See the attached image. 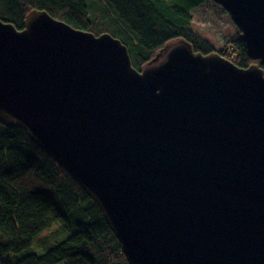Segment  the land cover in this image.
<instances>
[{"label": "water", "instance_id": "95a60500", "mask_svg": "<svg viewBox=\"0 0 264 264\" xmlns=\"http://www.w3.org/2000/svg\"><path fill=\"white\" fill-rule=\"evenodd\" d=\"M243 69L171 42L141 71L109 34L0 20V124L99 208L128 264H264V0H211Z\"/></svg>", "mask_w": 264, "mask_h": 264}, {"label": "trees", "instance_id": "16d2710c", "mask_svg": "<svg viewBox=\"0 0 264 264\" xmlns=\"http://www.w3.org/2000/svg\"><path fill=\"white\" fill-rule=\"evenodd\" d=\"M0 0V20L24 29L32 10L73 29L109 34L141 71L165 45L187 41L195 53H217L238 68L250 60L238 32L216 48L192 27L191 12L210 0ZM62 222L74 233L42 255L23 254L35 236ZM0 264H128L99 208L20 129L0 124Z\"/></svg>", "mask_w": 264, "mask_h": 264}, {"label": "rangeland", "instance_id": "374dc122", "mask_svg": "<svg viewBox=\"0 0 264 264\" xmlns=\"http://www.w3.org/2000/svg\"><path fill=\"white\" fill-rule=\"evenodd\" d=\"M93 3L98 4V1L93 0ZM191 16L193 19V29L201 33L216 48L221 47L226 41L233 39L237 32L239 34V30L231 21L228 13L220 6L215 5L211 0L204 3L198 9L193 10ZM73 233L74 231L65 230L62 222L59 221L50 229L35 236L31 246L23 254L42 255L53 246L65 241Z\"/></svg>", "mask_w": 264, "mask_h": 264}]
</instances>
